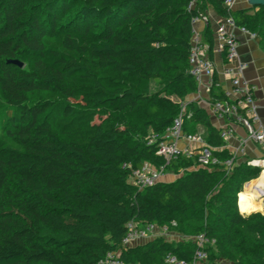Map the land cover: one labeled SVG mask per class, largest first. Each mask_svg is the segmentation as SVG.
Listing matches in <instances>:
<instances>
[{
    "label": "trees",
    "instance_id": "obj_1",
    "mask_svg": "<svg viewBox=\"0 0 264 264\" xmlns=\"http://www.w3.org/2000/svg\"><path fill=\"white\" fill-rule=\"evenodd\" d=\"M225 1L0 0V264H100L110 252L127 264H164L173 254L190 261L202 233L216 239L208 248L213 264L211 248L230 264H264V242L252 239L264 238V214L238 207L242 185L260 168L245 161L230 172L189 168L197 158L182 156L169 165L184 169L172 182L140 189L131 181L145 163L164 164L159 144L197 90L190 72L196 19L213 5L264 50V5L234 9ZM57 35L63 50L50 43ZM78 80L92 85L90 97L66 88ZM49 89L67 103L36 98ZM78 107L105 116L84 142L58 128ZM187 111L186 132L204 128L211 146L225 145L205 108L189 101ZM132 221H175L171 231L191 240L160 235L126 248Z\"/></svg>",
    "mask_w": 264,
    "mask_h": 264
},
{
    "label": "built area",
    "instance_id": "obj_2",
    "mask_svg": "<svg viewBox=\"0 0 264 264\" xmlns=\"http://www.w3.org/2000/svg\"><path fill=\"white\" fill-rule=\"evenodd\" d=\"M225 4L230 8L234 7L235 0H226ZM209 21L205 13L202 17ZM238 28L233 16L224 17L219 23L216 34L218 50L226 53V67L224 73L233 86L234 96L227 91L221 90V85L216 77L215 63L209 55L210 47L204 42L202 35L194 31L192 38V49L190 56V72L197 82V90L200 94L204 89L207 95L203 101L210 106V113L223 122L221 138L229 140L236 134L238 127L246 130V136L241 138L237 150L228 158L217 155L215 147L211 146L204 134L188 133L185 131V119L189 117L187 104L181 103L179 114L175 117L172 126L164 134V139L158 147L157 154L164 158V164L160 168H154L151 164L145 163L141 168L136 169L132 175V182L140 189L150 187L163 181L165 170L172 162H177L182 156L196 157L197 166L222 167L230 172L236 164L240 163L239 158L246 156L249 142L258 144L262 151L259 157L246 158L248 166L260 168L261 172L255 179L264 180V122L260 115V105L256 97V87L247 78L246 70L248 63L243 61L239 51V40L233 33ZM243 31H246L242 29ZM248 32V31H247ZM214 93L224 94V98H215ZM186 143L182 146V143ZM251 181V180H250ZM248 183V182H247ZM264 198V194L261 195ZM264 200V199H263ZM239 203V201H238ZM165 224L158 227L155 223H139L132 221L128 225V232L124 238V246L129 248L145 243L157 236H166L171 232V226ZM198 245L196 254L192 260L179 258L177 255H169L164 264H201L209 256L208 248L216 243L215 238H210L202 233L193 237ZM100 264H127L120 258V252H110Z\"/></svg>",
    "mask_w": 264,
    "mask_h": 264
},
{
    "label": "crops",
    "instance_id": "obj_3",
    "mask_svg": "<svg viewBox=\"0 0 264 264\" xmlns=\"http://www.w3.org/2000/svg\"><path fill=\"white\" fill-rule=\"evenodd\" d=\"M252 7L248 0H235L234 9L239 8H249ZM254 7V6H253ZM254 10H252L253 12ZM209 17V21H205L203 18H198L194 22V31L200 33L204 39V42L209 45V55L211 51V41L208 38H212L213 41V61L215 63L216 77L221 85V90L230 92L233 96V86L230 80L226 77L224 70L226 67V59L223 52L218 50V39L216 30L224 18L219 12L211 5L206 12ZM234 35L239 40V51L243 61L248 63V68L246 70L247 78L253 83L256 87V97L260 105V115L264 122V50L260 45V38L251 32L243 31L241 28H235L233 30ZM208 37V38H207ZM195 91L187 97V101H194L198 103L201 107L205 108L210 115V120L212 124L217 128H222L223 122L210 113L209 104L205 103L203 99L207 98L206 92L204 89ZM203 98V99H202ZM202 131H205L204 128H200ZM246 130L244 127L240 126L236 130L235 136L225 141V145L222 147H215L217 152H228L229 155H232L240 144L241 138L246 136ZM186 143H182V146H185ZM223 155V154H222ZM262 155V151L258 144L254 142H249L247 146L246 156L239 158L238 162H242L246 158L259 157ZM180 170V169H179ZM184 169L181 168L180 171L176 170V173L179 176V172H183ZM164 181V180H163Z\"/></svg>",
    "mask_w": 264,
    "mask_h": 264
},
{
    "label": "rangeland",
    "instance_id": "obj_4",
    "mask_svg": "<svg viewBox=\"0 0 264 264\" xmlns=\"http://www.w3.org/2000/svg\"><path fill=\"white\" fill-rule=\"evenodd\" d=\"M62 41H63L62 35H57L55 37L50 38L51 44H53L57 48L63 50L64 48L62 45ZM99 73L101 75H104V76H110V79L111 78L112 79L118 78V76L115 73L109 72L108 70H100ZM65 86L70 91H72L77 98H80L81 95H86L87 97H90V95L92 94V85L85 82V81H81V80L67 81L65 83ZM158 86H159L158 84L153 83L152 89H155ZM36 98L37 99H47V98L58 99V100H61L62 103H65V104L67 103V100L64 97H62L57 91H55L53 89H49L47 91H40L39 93L36 94ZM173 101H174V99H173ZM186 101H182V102H186ZM4 112H5V110L0 109V114L4 113ZM76 112H77V117H75L74 119L72 117L67 118V119L64 117L59 118L58 119V128H59L60 133L63 136L77 140L79 142H84V141L88 140L90 133H91V130L94 128V125L96 123L103 122L105 116L102 117L101 113L99 111H94L93 109L85 108V107H78ZM201 133L204 134L203 131ZM193 167H197L195 161H193V166H191L189 168H193ZM176 178H178V174L176 173V169L168 167V169L165 170L163 180L166 182H172ZM247 182L242 185L241 192L244 190L253 191V188L254 189L257 188V186H259L261 183L258 179L247 181ZM239 195L240 194H238V201H239ZM238 207H239V210L241 211V213H243V214L258 213V212L264 214V200H263V209L262 210L244 213L240 209L239 203H238ZM166 238L170 242H177V241H180L181 239L191 240V238L183 237L181 234H177L174 231H171L170 234L166 235ZM252 239L255 240V242H257V240H261L262 242H264V238H262L260 236L258 238L256 236L252 237ZM211 250L214 252L215 256H217L216 261L219 264H230V261L228 259L219 257V255H217L218 253H217L215 248H211ZM201 264H213V261L210 258H207L206 260L202 261Z\"/></svg>",
    "mask_w": 264,
    "mask_h": 264
},
{
    "label": "bare ground",
    "instance_id": "obj_5",
    "mask_svg": "<svg viewBox=\"0 0 264 264\" xmlns=\"http://www.w3.org/2000/svg\"><path fill=\"white\" fill-rule=\"evenodd\" d=\"M261 183L253 191L244 190L239 195V206L242 212L248 213L263 209L264 180L258 179Z\"/></svg>",
    "mask_w": 264,
    "mask_h": 264
},
{
    "label": "water",
    "instance_id": "obj_6",
    "mask_svg": "<svg viewBox=\"0 0 264 264\" xmlns=\"http://www.w3.org/2000/svg\"><path fill=\"white\" fill-rule=\"evenodd\" d=\"M251 6L259 7L264 5V0H248ZM15 64H18L19 66H22V62L15 60L13 61Z\"/></svg>",
    "mask_w": 264,
    "mask_h": 264
}]
</instances>
